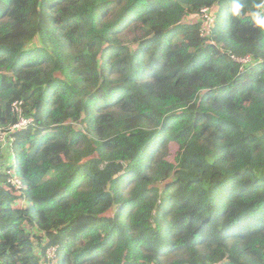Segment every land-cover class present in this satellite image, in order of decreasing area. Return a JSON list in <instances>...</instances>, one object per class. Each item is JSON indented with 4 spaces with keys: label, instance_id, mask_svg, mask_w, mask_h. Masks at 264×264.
<instances>
[{
    "label": "trees",
    "instance_id": "trees-1",
    "mask_svg": "<svg viewBox=\"0 0 264 264\" xmlns=\"http://www.w3.org/2000/svg\"><path fill=\"white\" fill-rule=\"evenodd\" d=\"M239 2L0 0V129L34 119L0 145V264H264V33Z\"/></svg>",
    "mask_w": 264,
    "mask_h": 264
},
{
    "label": "built area",
    "instance_id": "built-area-1",
    "mask_svg": "<svg viewBox=\"0 0 264 264\" xmlns=\"http://www.w3.org/2000/svg\"><path fill=\"white\" fill-rule=\"evenodd\" d=\"M202 14H203V18H204V24L202 26V34H206L209 30L212 29V27L216 21V17H217L216 11H215L214 7L213 8H205L202 10ZM237 60L242 62V63H247L248 61H250L249 58L237 59ZM21 105H22V102H15L13 104L14 111L16 113H18L19 115L22 112ZM33 123H34V119L32 117L27 118V117H22L20 115L19 120L16 124H14L10 128H8L7 130H1L0 129V145L4 147L7 144H9L11 141L14 140V138H13L14 133H16L17 131L28 129L30 126L33 125ZM8 174L11 175V177H9V182L11 183V185L16 187V189H21L22 188V182L19 178H17L15 173L13 171H9ZM55 251H56L55 248L54 249L52 248L49 250V255H51L52 258H53V256H52L51 252H53L55 255Z\"/></svg>",
    "mask_w": 264,
    "mask_h": 264
},
{
    "label": "clouds",
    "instance_id": "clouds-1",
    "mask_svg": "<svg viewBox=\"0 0 264 264\" xmlns=\"http://www.w3.org/2000/svg\"><path fill=\"white\" fill-rule=\"evenodd\" d=\"M243 10L244 5H242L239 0H232L231 16L233 18H239ZM244 14L251 18L254 26L260 30L261 33H264V0H254Z\"/></svg>",
    "mask_w": 264,
    "mask_h": 264
},
{
    "label": "rangeland",
    "instance_id": "rangeland-1",
    "mask_svg": "<svg viewBox=\"0 0 264 264\" xmlns=\"http://www.w3.org/2000/svg\"><path fill=\"white\" fill-rule=\"evenodd\" d=\"M215 11L217 13V8H215ZM200 19H201L202 24H204L203 21H202L201 16L200 17L198 16V17H195L194 18V20H198V21ZM178 151H179V145L178 144H172L171 147H170V155H169L168 159L173 162V160L176 157ZM19 204H21V202H19ZM51 254H52V256H54V253L53 252H51ZM49 256L51 257V255H49Z\"/></svg>",
    "mask_w": 264,
    "mask_h": 264
}]
</instances>
